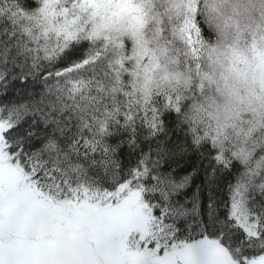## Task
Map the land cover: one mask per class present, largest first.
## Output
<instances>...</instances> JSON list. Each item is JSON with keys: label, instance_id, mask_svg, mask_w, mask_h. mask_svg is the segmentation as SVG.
<instances>
[{"label": "snow or ice", "instance_id": "1", "mask_svg": "<svg viewBox=\"0 0 264 264\" xmlns=\"http://www.w3.org/2000/svg\"><path fill=\"white\" fill-rule=\"evenodd\" d=\"M0 264H264V0H0Z\"/></svg>", "mask_w": 264, "mask_h": 264}]
</instances>
